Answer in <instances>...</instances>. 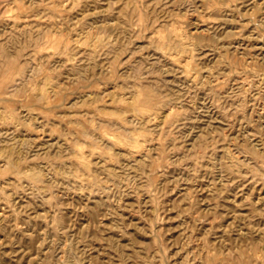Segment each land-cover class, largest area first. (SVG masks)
I'll return each instance as SVG.
<instances>
[{"label": "rangeland", "instance_id": "374dc122", "mask_svg": "<svg viewBox=\"0 0 264 264\" xmlns=\"http://www.w3.org/2000/svg\"><path fill=\"white\" fill-rule=\"evenodd\" d=\"M0 264H264V0H0Z\"/></svg>", "mask_w": 264, "mask_h": 264}, {"label": "bare ground", "instance_id": "6f19581e", "mask_svg": "<svg viewBox=\"0 0 264 264\" xmlns=\"http://www.w3.org/2000/svg\"><path fill=\"white\" fill-rule=\"evenodd\" d=\"M150 117V116H149ZM142 118V117H141ZM39 176V175H38Z\"/></svg>", "mask_w": 264, "mask_h": 264}]
</instances>
